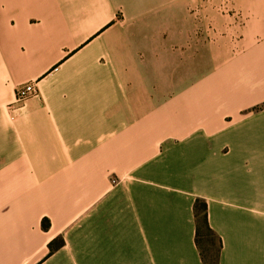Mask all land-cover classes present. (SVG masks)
I'll return each instance as SVG.
<instances>
[{
	"label": "crops",
	"instance_id": "crops-1",
	"mask_svg": "<svg viewBox=\"0 0 264 264\" xmlns=\"http://www.w3.org/2000/svg\"><path fill=\"white\" fill-rule=\"evenodd\" d=\"M263 103L264 0H0V264H264Z\"/></svg>",
	"mask_w": 264,
	"mask_h": 264
},
{
	"label": "trees",
	"instance_id": "trees-1",
	"mask_svg": "<svg viewBox=\"0 0 264 264\" xmlns=\"http://www.w3.org/2000/svg\"><path fill=\"white\" fill-rule=\"evenodd\" d=\"M264 107V103L257 108ZM195 217H196V243L199 247L204 264H219V257L222 249L221 237L210 226L207 212V202L204 199L198 198L194 205ZM50 226V220L48 218L43 219V227L48 229ZM214 237L217 240L216 245L211 239ZM203 242H208V246L205 248ZM65 241L62 237L49 243L50 254L64 245Z\"/></svg>",
	"mask_w": 264,
	"mask_h": 264
},
{
	"label": "built area",
	"instance_id": "built-area-1",
	"mask_svg": "<svg viewBox=\"0 0 264 264\" xmlns=\"http://www.w3.org/2000/svg\"><path fill=\"white\" fill-rule=\"evenodd\" d=\"M37 93L38 89L32 81L20 84L16 89V97L18 100H23L29 96L36 95Z\"/></svg>",
	"mask_w": 264,
	"mask_h": 264
},
{
	"label": "rangeland",
	"instance_id": "rangeland-1",
	"mask_svg": "<svg viewBox=\"0 0 264 264\" xmlns=\"http://www.w3.org/2000/svg\"><path fill=\"white\" fill-rule=\"evenodd\" d=\"M163 2V1H162ZM166 10H167V8H163V10H162V12H164V14H165V12H166ZM167 25L165 24V23H158L157 24V27L158 28H165ZM212 240H213V242H214V246L216 245V243H217V240L214 238V237H212L211 238ZM203 246H205V248L208 246V242H203Z\"/></svg>",
	"mask_w": 264,
	"mask_h": 264
}]
</instances>
